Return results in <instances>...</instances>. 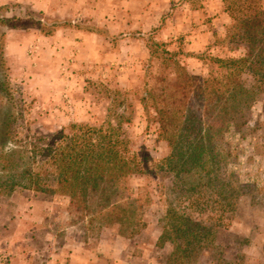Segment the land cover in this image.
Instances as JSON below:
<instances>
[{
    "label": "rangeland",
    "instance_id": "obj_1",
    "mask_svg": "<svg viewBox=\"0 0 264 264\" xmlns=\"http://www.w3.org/2000/svg\"><path fill=\"white\" fill-rule=\"evenodd\" d=\"M203 1L210 5L198 22L195 19L189 26L179 22L176 32L166 38L160 36V31L155 34V39L166 42L169 49L181 50L180 61L194 74L206 72V66L196 57L199 54L224 57L243 52L242 48L231 50V45L221 41L230 22L221 0H171L173 6L167 17L176 9L196 10L193 6L198 4L203 9ZM26 13L40 19V25L27 27L30 21L7 20L12 16L26 18ZM12 23H22L23 28H12ZM52 23H56L54 28ZM113 25L111 30L89 16H62L16 4L1 10L0 136L3 122L12 116L15 138L33 131L52 132L70 122L100 125L110 103L107 90L118 89L133 103L132 121L125 127L133 149H142L156 158L165 156L166 142L158 137L157 125L147 123L139 102L145 82L151 83V76L158 70L155 60L149 61L145 42L150 30ZM69 29L92 31L95 35L81 38L72 32L57 34L59 54H49L47 43H41L43 49L39 51L38 38L16 43L6 37L10 30L48 36ZM50 30L54 31L44 33ZM206 32L207 38L202 35ZM53 56L57 57L55 62L50 60ZM246 116L252 129L244 131L245 137L242 131L231 129L222 132L215 142L224 156L222 166L228 172L225 179H237L236 183L250 191L248 203L241 204L232 218L229 213L196 206L190 213L207 223L228 227L230 235L225 239L229 242L243 238L242 245L234 247L245 254L241 264H264V96L256 97ZM9 142L6 147L12 146ZM169 178L163 173L128 178L129 196L141 193L143 197L147 192L150 198L141 211L146 225L131 237L121 235L117 226L98 229L74 221L76 214L69 213L65 196L20 189L0 197V264H73L79 261L78 255H84L90 264H165L171 246L157 243V238L171 200ZM234 248L227 251L230 260ZM210 260L205 255L198 264H214Z\"/></svg>",
    "mask_w": 264,
    "mask_h": 264
},
{
    "label": "trees",
    "instance_id": "obj_2",
    "mask_svg": "<svg viewBox=\"0 0 264 264\" xmlns=\"http://www.w3.org/2000/svg\"><path fill=\"white\" fill-rule=\"evenodd\" d=\"M221 1L230 17L221 41L243 52L197 55L206 66L204 74L189 72L180 61L181 50H171L155 39L168 13L146 34L149 61L155 60L158 70L151 83L145 82L139 102L147 123L156 124L158 137L166 142L165 156L156 158L133 149L125 129L132 121L133 103L125 92L108 89L110 103L100 125L70 122L52 132L33 131L15 138L14 116L7 118L0 136V197L20 189L65 196L69 213L76 214L74 221L98 229L117 226L121 235L131 237L146 225L141 211L150 198L147 192L143 197L129 196L128 178L163 173L170 177L171 200L157 243L171 246L165 264H198L205 255L214 264H241L245 254L234 247L244 239L229 242L228 227L190 213L196 206L232 218L250 195L237 179H225L224 156L215 140L224 131L235 129L245 137L244 131L252 129L246 113L257 96H264V7L262 0ZM25 15L7 20L30 21L27 27L40 25V19ZM11 27L23 28V24ZM9 141L12 146L6 147ZM232 248L237 252L230 260L227 251Z\"/></svg>",
    "mask_w": 264,
    "mask_h": 264
},
{
    "label": "crops",
    "instance_id": "obj_3",
    "mask_svg": "<svg viewBox=\"0 0 264 264\" xmlns=\"http://www.w3.org/2000/svg\"><path fill=\"white\" fill-rule=\"evenodd\" d=\"M14 4L29 6L34 10L44 13L60 14L62 16H89L91 21L100 22L104 25L106 24V26L110 28L114 26L113 23H115L118 24V27L121 29L127 28L128 30L138 29L149 31L153 27H156L161 17L170 10L171 0H0V7L12 6ZM203 5V9L193 10L187 8L182 12L176 9L170 17L165 19L164 25L159 30L160 36L166 38L168 35H173L176 32L175 27H179V22L181 25L187 24L188 26L191 22H195V19H197L196 22H198V18L203 14V10H208L207 6L210 4L203 1ZM98 8H100V10L96 14V9ZM197 29L199 30V28ZM197 29L194 32H196ZM111 30H113V28H111ZM67 32H72V35L81 38H90V36L95 35L92 31L77 29H69L68 31L59 30L48 36L40 34L34 35L32 32L24 30H10L6 34V37H8V41L11 42L13 39L16 40V43L28 41L31 38H38L39 51L43 49L41 43H47L46 49L49 54H59L61 50L56 52V48H60L56 40L59 34H66ZM208 34L209 33L206 32L202 35L207 38V36L209 37ZM56 59L57 57L55 58V56L50 58V60L54 62ZM77 257L79 258V264H90L84 255H78ZM78 262L73 264H78Z\"/></svg>",
    "mask_w": 264,
    "mask_h": 264
},
{
    "label": "built area",
    "instance_id": "obj_4",
    "mask_svg": "<svg viewBox=\"0 0 264 264\" xmlns=\"http://www.w3.org/2000/svg\"><path fill=\"white\" fill-rule=\"evenodd\" d=\"M1 260V259H0Z\"/></svg>",
    "mask_w": 264,
    "mask_h": 264
}]
</instances>
